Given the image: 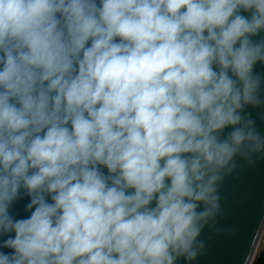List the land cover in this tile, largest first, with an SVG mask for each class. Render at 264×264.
<instances>
[{
    "label": "clouds",
    "instance_id": "clouds-1",
    "mask_svg": "<svg viewBox=\"0 0 264 264\" xmlns=\"http://www.w3.org/2000/svg\"><path fill=\"white\" fill-rule=\"evenodd\" d=\"M258 65L264 0H0V264L196 261L264 160Z\"/></svg>",
    "mask_w": 264,
    "mask_h": 264
},
{
    "label": "water",
    "instance_id": "water-1",
    "mask_svg": "<svg viewBox=\"0 0 264 264\" xmlns=\"http://www.w3.org/2000/svg\"><path fill=\"white\" fill-rule=\"evenodd\" d=\"M258 73L264 67L257 66ZM256 121L257 130L264 135V121L260 119L259 109H248ZM237 173L227 177L220 188L223 216L205 227L200 240L206 248L192 264H243L250 252L252 237L262 214H264V160H257L249 166L238 158ZM27 200L18 202L13 214L17 217L27 215L24 205ZM220 229L218 233L216 230ZM233 229L234 231H225ZM178 264H185L183 260Z\"/></svg>",
    "mask_w": 264,
    "mask_h": 264
}]
</instances>
